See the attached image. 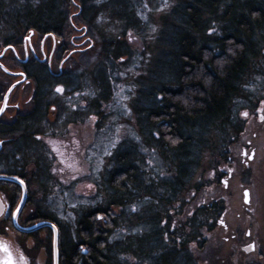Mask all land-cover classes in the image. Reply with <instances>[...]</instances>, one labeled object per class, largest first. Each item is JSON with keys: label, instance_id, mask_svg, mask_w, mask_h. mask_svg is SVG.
Listing matches in <instances>:
<instances>
[{"label": "flooded vegetation", "instance_id": "af4514ba", "mask_svg": "<svg viewBox=\"0 0 264 264\" xmlns=\"http://www.w3.org/2000/svg\"><path fill=\"white\" fill-rule=\"evenodd\" d=\"M35 2L51 11L31 20L19 35L0 42V263L8 258L1 248L4 243L17 264H83L97 238L88 237L80 223L87 216L104 231L111 211L85 212L60 204L64 190L56 166L64 163V147H52L50 140L64 136L82 120L96 122L98 114L92 112L98 91L95 72L108 71L117 58L122 62L127 54L113 55L108 25L101 28L96 24L103 15H110L112 0ZM122 37L118 40L121 45ZM128 42L131 45L125 44L133 49L138 45ZM100 56L105 67L95 71L94 60ZM241 155L248 166L256 151L251 149L248 154L246 146ZM95 186L97 191L101 189L99 184ZM190 201L168 202L152 221L157 241L147 243L143 235L151 222L132 215L142 213L145 204L126 201L120 212L122 264H176L177 257L190 264L193 248L197 253L208 244L191 241ZM225 216L220 215L211 232L218 226L230 232ZM69 217L74 224L65 222ZM182 231L188 234L184 241L177 239ZM237 237L231 234L226 242ZM229 245L232 255L212 264H264L262 256L235 257L237 253L256 256L253 243ZM208 259L200 264H209Z\"/></svg>", "mask_w": 264, "mask_h": 264}, {"label": "trees", "instance_id": "16d2710c", "mask_svg": "<svg viewBox=\"0 0 264 264\" xmlns=\"http://www.w3.org/2000/svg\"><path fill=\"white\" fill-rule=\"evenodd\" d=\"M35 1L0 0V42L19 35L31 20L51 11ZM168 15L160 37L166 52L163 68L155 72L168 82L163 81L149 94L144 110H137L144 121L145 141L159 156V167L146 162L139 145L116 152L104 202L94 208L111 211L107 229L103 231L87 216L80 223L88 237L97 238L83 264H122L120 212L126 201L145 204L142 213L132 215L151 222L143 242H154L157 233L152 221L168 202L185 201L183 196L207 153L219 159L217 183L224 174L221 166H231L233 139L243 130L232 105L245 89L243 83L252 62L264 56V0H179ZM201 187L190 189L191 196ZM225 208L224 201H218L192 211L193 243L206 241L204 234L214 229ZM185 236L184 231L177 233V239L184 241ZM196 251L193 248L190 264H200ZM177 258L176 264H186Z\"/></svg>", "mask_w": 264, "mask_h": 264}, {"label": "rangeland", "instance_id": "374dc122", "mask_svg": "<svg viewBox=\"0 0 264 264\" xmlns=\"http://www.w3.org/2000/svg\"><path fill=\"white\" fill-rule=\"evenodd\" d=\"M112 3L114 8L110 15H103L96 24H101V28L108 25L106 33L113 40V55L128 54L122 62L117 58L108 71L95 72L98 91L94 93L96 104L92 105V112L98 114L96 122L82 120L64 136L50 140L52 147H64L61 149L64 163L60 162L56 167L64 190V201L60 204L65 209L86 212L103 204L102 194L107 193L105 186L107 188L114 155L123 147L139 145L146 162L159 167V156L145 141L144 121L137 110H144L150 101L149 94L163 81L168 82L158 75L166 53L160 37L164 19L179 0H112ZM123 8L128 11L125 16L122 15ZM121 35L122 45L118 42ZM128 41L138 45L133 49ZM103 58H95V71L105 67ZM252 63L243 83L245 89L239 92L241 96L238 95L232 105L233 112L240 115L243 130L233 139L231 166H221L224 174L217 183L219 159L207 153L189 186L192 190L196 186L203 187L194 196L190 189L183 196V199L191 200L192 211L218 201L226 204L224 221L230 232L218 226L213 232L205 233L207 247L196 253L200 262L209 258V264H212L222 256L228 258L232 255L229 245L232 242L253 243L256 248V256L237 253L235 257H264V56H258ZM86 87L89 86L86 84ZM246 146L248 154L251 149L256 151L254 161L248 166L241 155ZM97 184L101 188L99 191ZM246 189L250 191L248 205L244 203L243 191ZM65 222L69 224L73 220L69 217ZM231 234L238 237L226 242V237Z\"/></svg>", "mask_w": 264, "mask_h": 264}, {"label": "water", "instance_id": "95a60500", "mask_svg": "<svg viewBox=\"0 0 264 264\" xmlns=\"http://www.w3.org/2000/svg\"><path fill=\"white\" fill-rule=\"evenodd\" d=\"M243 195H244V202L246 204L249 203V200H250V191L248 189H246L244 192H243ZM47 226H51V224H45ZM54 230H55V241H54V245H55V248H57V230L56 228L53 226ZM5 254L8 256V258H6L3 262H1L0 264H17L15 262V260H13L10 256V253H9V250L8 248L6 247V245L4 243H2V247H1Z\"/></svg>", "mask_w": 264, "mask_h": 264}, {"label": "snow or ice", "instance_id": "6c2138e0", "mask_svg": "<svg viewBox=\"0 0 264 264\" xmlns=\"http://www.w3.org/2000/svg\"><path fill=\"white\" fill-rule=\"evenodd\" d=\"M58 91H60V89H58ZM245 115H247V114L245 113Z\"/></svg>", "mask_w": 264, "mask_h": 264}]
</instances>
